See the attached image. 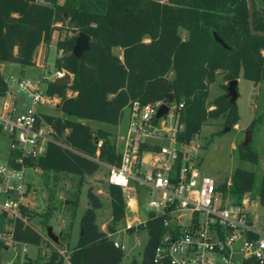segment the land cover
Segmentation results:
<instances>
[{"label": "trees", "instance_id": "1", "mask_svg": "<svg viewBox=\"0 0 264 264\" xmlns=\"http://www.w3.org/2000/svg\"><path fill=\"white\" fill-rule=\"evenodd\" d=\"M251 1L253 29L264 32V0ZM55 28L65 34L56 42L62 55L55 57L54 67L70 72L72 81L67 86L47 84L48 93L61 98V115L44 118L63 146L50 143L44 156L26 160L44 179L47 205L40 216L44 228L56 211L61 177L79 178L72 194L74 210L83 176L103 165L120 164L111 132L83 120L116 126L129 102L167 101L172 94L171 102H183L179 118L183 129L176 139L187 144L212 119L222 117L230 128L239 119L236 101L231 102L227 94L228 83L223 93L207 100L209 86L218 74L227 82L240 76L254 85L264 80V35L251 33L246 0H0V63L34 65L37 47L50 43ZM180 30L187 32L185 39ZM81 32L88 36L89 46L76 55L73 50ZM6 90L7 83L0 75V94ZM254 124L255 119L248 125L250 132ZM236 150L240 161L258 163L250 143L239 144ZM220 189L227 190L235 204L250 193L264 207V176L258 178L252 171L236 168L228 189L225 184ZM107 193L111 223L104 232L96 222L100 199L88 189L89 207L80 221L78 244L69 251L70 264H122L123 251L114 247L108 235L125 217L123 197L120 189L110 184ZM128 196L132 201L131 193ZM22 213L27 220L34 215L27 209ZM162 222L163 217L149 213L143 225L126 230L132 233L144 228L148 232L141 262L136 264H169L155 262V250L164 233ZM69 236L70 232L61 234L54 246L21 220L13 224L15 242L37 248L45 245L49 250L45 264H64L57 249Z\"/></svg>", "mask_w": 264, "mask_h": 264}, {"label": "built area", "instance_id": "2", "mask_svg": "<svg viewBox=\"0 0 264 264\" xmlns=\"http://www.w3.org/2000/svg\"><path fill=\"white\" fill-rule=\"evenodd\" d=\"M61 55L62 50H57V56ZM66 72L55 68L51 79L43 78L44 83L41 79L13 78L16 91L29 100L28 104L8 90V85L0 94V131L9 138L7 159L0 160V250L17 243L12 237L17 220L27 224L22 210H29L27 198L33 190L25 174L35 168L28 167L26 160L44 156L50 143L62 145L44 115H53L61 101L57 94L48 93L47 84ZM162 104L168 111L157 117ZM182 107L183 102H129L126 134L120 144L115 141L120 164L103 165L108 170V183L120 189L129 213L138 212V187L151 196L158 195L148 201V214L163 217L164 233L155 250V262L264 264V207L250 193L244 194L240 203H233L228 191L220 189L222 184L228 189L230 181L216 183L200 173L199 143L193 138L187 144L176 139L183 129L179 121ZM114 247L123 251V245L115 241ZM57 251L64 264H70L69 253Z\"/></svg>", "mask_w": 264, "mask_h": 264}, {"label": "rangeland", "instance_id": "3", "mask_svg": "<svg viewBox=\"0 0 264 264\" xmlns=\"http://www.w3.org/2000/svg\"><path fill=\"white\" fill-rule=\"evenodd\" d=\"M65 31L57 28L52 30L50 37V45L47 56H44L42 46H38L35 55V64L32 66L21 65L16 62L0 63V75L6 81L8 90L14 91L18 97H21L25 104L29 100L19 91L17 86L12 82L13 78H21L28 80L51 79L54 67L55 45L59 37H63ZM185 30H180V35H186ZM117 54L121 50L116 48ZM264 53V51H263ZM228 82L224 80L221 74H218L215 81L210 84L207 100L211 101L219 94L225 91L224 85ZM44 87V85H43ZM70 91H68V94ZM239 119L237 123L229 129L223 123V118L218 117L206 122L202 125L199 132L192 139L195 143H199L197 157L200 159L199 171L202 175L212 178L216 183H225L230 181V177L236 168H243L252 171L258 178L264 176V80L258 85L243 77L238 78L237 98ZM55 115L57 112L52 111ZM57 115V114H56ZM255 119L254 128L251 132L249 143L253 150L258 154V163L251 165L247 162L240 161L237 153V145L241 144L245 137V131L248 125ZM93 128L103 127L111 132L116 138L117 144L122 142L128 123V109L125 107L122 111L119 123L116 126H109L95 121L83 120ZM9 153V138L4 132L0 131V160L5 162ZM26 180L32 185V193L29 194L27 201L29 211L34 215L27 224L44 236L48 244H53L46 236L45 229L41 224V215L45 212L47 205V195L43 188L44 179L38 169H28L26 171ZM79 178L74 176H63L58 184V191L55 199L56 211L49 219L48 225L52 227L55 235L67 234L70 232L69 238L65 237L63 246L58 249L69 253L79 241L80 221L89 207L87 199V191L92 189L101 202V208L96 211V222L101 231H106L107 225L111 223V217L107 213L110 207V200L107 193L108 188V170L104 166L91 174L84 175L79 188L77 203L73 210V196L76 192V185ZM136 198L139 202L138 213L126 212V217L114 225L115 232L111 234V239L122 242L123 260L122 264L140 263L142 252L148 239L146 229H137L132 233L126 230L129 225L137 227L143 225L148 219V201L158 198V195H150L147 190L142 187L137 188ZM124 211L129 208L123 202ZM26 249L23 252V249ZM49 250L42 245L37 248L31 245L16 243L8 246V248L0 250L1 264H45L48 261Z\"/></svg>", "mask_w": 264, "mask_h": 264}, {"label": "water", "instance_id": "4", "mask_svg": "<svg viewBox=\"0 0 264 264\" xmlns=\"http://www.w3.org/2000/svg\"><path fill=\"white\" fill-rule=\"evenodd\" d=\"M247 1V6H248V25H249V29L251 31V33L253 34H259V35H264V32H258V31H254L253 29V18H252V1L251 0H246ZM216 41H218L219 43L223 44V42L218 38V36H216L213 33ZM89 38L85 33H79L76 39V43L74 46V53L76 55H80V53L84 50H86L89 46ZM72 81V78L70 76V74L68 72L65 73V75L61 78H56L54 80V84L57 86H67L70 85ZM237 83H238V79H233L230 80L228 82L227 85V94L230 96V100L231 102H235L236 98H237ZM173 99L172 94H169L167 96V102H170ZM168 111V106L166 104H162L159 106L158 112H157V117L162 116L163 114H165ZM226 130L229 129V127L225 128ZM251 138V132L250 130H246L245 131V137L244 140L242 142V146H246ZM108 214H110V211L107 212ZM46 232V236L47 238L53 242L54 244H58V238L59 235H55L53 233L52 227L48 226L45 229Z\"/></svg>", "mask_w": 264, "mask_h": 264}, {"label": "crops", "instance_id": "5", "mask_svg": "<svg viewBox=\"0 0 264 264\" xmlns=\"http://www.w3.org/2000/svg\"><path fill=\"white\" fill-rule=\"evenodd\" d=\"M186 36H187V34L186 35H181V37L183 38V39H185L186 38ZM49 45H50V43L48 44V45H45V44H40V46H42V49L44 50V56L46 57L47 56V53H48V48H49ZM55 51H56V54H55V57L57 56V49H56V45H55ZM55 59V58H54ZM36 62V61H35ZM71 93V92H70ZM69 93V94H70ZM50 111V110H49ZM55 111L57 112L56 114L59 116V115H61V112L58 110V109H55ZM54 111V112H55ZM51 112V111H50ZM51 114H54V113H52L51 112ZM55 114V115H56ZM116 139V138H115ZM137 199V198H136ZM124 202V201H123ZM137 209L139 210V202L137 201ZM129 213V212H128ZM138 212H136L135 214H137ZM125 217H126V212H125ZM105 232V231H104ZM111 238V237H110ZM113 241H115V242H117V243H119L120 245H122V242H120V241H117V240H114L113 239ZM25 245V244H24ZM64 246H65V244H64Z\"/></svg>", "mask_w": 264, "mask_h": 264}]
</instances>
